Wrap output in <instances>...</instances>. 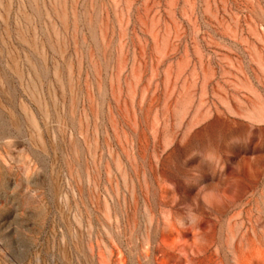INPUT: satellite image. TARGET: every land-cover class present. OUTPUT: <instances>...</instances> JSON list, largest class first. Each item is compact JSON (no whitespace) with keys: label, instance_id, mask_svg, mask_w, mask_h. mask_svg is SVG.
Instances as JSON below:
<instances>
[{"label":"rangeland","instance_id":"1","mask_svg":"<svg viewBox=\"0 0 264 264\" xmlns=\"http://www.w3.org/2000/svg\"><path fill=\"white\" fill-rule=\"evenodd\" d=\"M0 264H264V0H0Z\"/></svg>","mask_w":264,"mask_h":264}]
</instances>
